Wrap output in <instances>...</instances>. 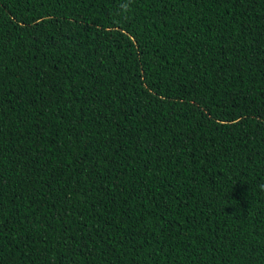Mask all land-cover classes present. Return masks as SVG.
Here are the masks:
<instances>
[{
	"label": "trees",
	"instance_id": "trees-1",
	"mask_svg": "<svg viewBox=\"0 0 264 264\" xmlns=\"http://www.w3.org/2000/svg\"><path fill=\"white\" fill-rule=\"evenodd\" d=\"M0 0V264H264V0Z\"/></svg>",
	"mask_w": 264,
	"mask_h": 264
},
{
	"label": "clouds",
	"instance_id": "clouds-1",
	"mask_svg": "<svg viewBox=\"0 0 264 264\" xmlns=\"http://www.w3.org/2000/svg\"><path fill=\"white\" fill-rule=\"evenodd\" d=\"M120 12L122 15H127L130 12V0H122L120 4ZM258 188L261 192H264V183L259 184Z\"/></svg>",
	"mask_w": 264,
	"mask_h": 264
}]
</instances>
